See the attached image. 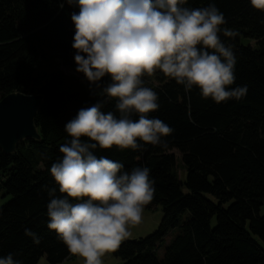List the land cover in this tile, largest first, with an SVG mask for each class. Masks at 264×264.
Wrapping results in <instances>:
<instances>
[{"label": "trees", "instance_id": "16d2710c", "mask_svg": "<svg viewBox=\"0 0 264 264\" xmlns=\"http://www.w3.org/2000/svg\"><path fill=\"white\" fill-rule=\"evenodd\" d=\"M213 3L238 33L221 38L237 58L232 87L246 85L247 96L217 104L162 73L145 78L160 104L149 118L174 129L166 146L95 153L128 171L150 168L156 191L146 208H163L153 234L114 252L122 264H264V12L249 0L186 6ZM74 12L79 7L68 0H0V100L16 92L44 96L36 117L41 141L23 142L11 156L0 150V188L12 198L0 208V258L12 255L20 264H63L73 256L47 226L49 192L63 195L50 168L71 139L65 125L100 99L76 72ZM103 111L119 115L115 101Z\"/></svg>", "mask_w": 264, "mask_h": 264}, {"label": "clouds", "instance_id": "9594fccd", "mask_svg": "<svg viewBox=\"0 0 264 264\" xmlns=\"http://www.w3.org/2000/svg\"><path fill=\"white\" fill-rule=\"evenodd\" d=\"M264 12V0H249ZM72 14L76 72L100 97L65 125L71 137L61 145L62 158L50 172L59 185L49 192L48 228L83 264H104L131 236L154 199L155 180L147 166L131 171L95 154L98 149L133 151L164 147L174 129L159 118V95L146 77L162 73L183 86L198 88L202 98L220 104L246 98L248 87L236 82L237 58L221 36L238 33L226 27L224 14L210 4L187 7L189 0H68ZM115 101V112L103 111ZM134 117H138L134 119ZM25 234L39 238L30 229ZM0 264H20L12 255Z\"/></svg>", "mask_w": 264, "mask_h": 264}, {"label": "water", "instance_id": "95a60500", "mask_svg": "<svg viewBox=\"0 0 264 264\" xmlns=\"http://www.w3.org/2000/svg\"><path fill=\"white\" fill-rule=\"evenodd\" d=\"M43 103L42 94L22 92L9 94L0 100V150L5 155L16 154L23 142L41 141L36 117Z\"/></svg>", "mask_w": 264, "mask_h": 264}, {"label": "rangeland", "instance_id": "374dc122", "mask_svg": "<svg viewBox=\"0 0 264 264\" xmlns=\"http://www.w3.org/2000/svg\"><path fill=\"white\" fill-rule=\"evenodd\" d=\"M254 44V42H252ZM185 179V177L183 178ZM10 196H6V191L4 189L0 188V208L3 207L5 204H7L9 201H11ZM261 214L264 215V208L261 210ZM163 219V208L161 206L153 209L148 210L145 207L142 221L132 227L130 229L131 236L124 240L122 243L126 241H134L141 238H145L151 234H153L158 227L160 226V223ZM38 264H48V261L46 258H42ZM63 264H83V259L73 255L71 259L65 261ZM104 264H122L121 261L115 257L114 252L107 254L104 257Z\"/></svg>", "mask_w": 264, "mask_h": 264}]
</instances>
